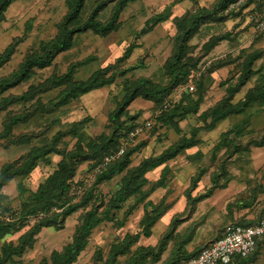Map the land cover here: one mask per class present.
<instances>
[{"label": "rangeland", "instance_id": "1", "mask_svg": "<svg viewBox=\"0 0 264 264\" xmlns=\"http://www.w3.org/2000/svg\"><path fill=\"white\" fill-rule=\"evenodd\" d=\"M99 1L84 0L72 24L82 22ZM217 1L128 2L112 31L104 35L90 30L75 33L69 48L56 54L48 66L32 68L24 80L0 93V171L6 168L7 176L0 187L1 221L16 219L27 210L35 201L38 185L61 170L58 163L67 153H79L73 158V175L56 204L25 215L0 234V264H51L52 254L71 242L87 211L103 218L90 229L83 249L70 264H131L139 247H155L175 217L159 260H135L136 264H164L205 242L198 241L188 250L187 243L182 244L198 226L219 231L227 222L247 224L262 217L264 140L259 146L256 142L264 129V103L242 101L249 90L264 85V26L249 9L225 17L215 14L188 38L185 62L194 67L164 97L180 107L158 111V100L141 95L129 102L115 136L144 121L150 126L136 136L134 145L138 146L121 170L108 179L96 178L103 168L100 155L114 147L109 113L134 81L144 78L154 86L167 84L164 64L174 50V18L210 9ZM114 3L108 2L97 13L100 22L107 21ZM66 11L65 0H10L0 19V78L16 71L27 56L39 53L41 43L56 37ZM157 15L164 18L152 22ZM8 46L11 52L2 60ZM253 51L260 56L251 64L249 77L238 85L244 60ZM93 73L108 83L60 103L71 85L86 81ZM236 103L241 104L239 112L218 118L228 105ZM183 138L194 144L157 166L146 167L137 178L143 179L138 189L117 204L111 202L131 169ZM232 147L235 151L227 156ZM39 148L46 153L40 151L31 171L14 174ZM212 175L216 186L208 197L189 205L190 198L211 186ZM17 183L24 190L22 198ZM70 205L76 208L62 216ZM170 208L178 212L161 223ZM154 216L149 234L144 236L142 227ZM41 220L44 223L34 231ZM136 233L124 252L114 253ZM18 246L21 251L16 253ZM243 264H264V236Z\"/></svg>", "mask_w": 264, "mask_h": 264}, {"label": "trees", "instance_id": "2", "mask_svg": "<svg viewBox=\"0 0 264 264\" xmlns=\"http://www.w3.org/2000/svg\"><path fill=\"white\" fill-rule=\"evenodd\" d=\"M84 0H65L67 11L60 19V22L57 27V35L53 40L48 42H44L40 44V52L34 53L27 58H25L17 68L16 71L12 72L9 76L0 78V93L5 91L8 88H11L22 80H24L28 74V72L32 68H43L50 64L52 59L55 57L56 54L62 52L69 48L72 40V36L75 33L82 32L84 30H90L94 33L104 35L110 31H112L117 22V17L121 9L124 5L128 2L134 0H115L113 5L111 14L109 15L107 21L100 22L96 16L97 13L104 7L106 4L112 0H100L97 2L94 7L90 10L87 17L78 24H72L79 15V12L83 6ZM234 0H218L210 9L201 8L198 12L190 15H182L180 17L174 18V25L176 28L175 33V45L174 50L170 57L166 60L164 64L165 74L167 75L168 82L164 86H154L151 85L147 79L141 78L134 81L129 88L126 89V93L124 94L123 98L119 102L118 106L113 109L109 115V121L113 124L112 130V141L114 142V147L106 152H103L99 159L107 154L113 153L116 151L118 147V140L119 137L122 135L121 133L115 136V133L122 128V123L119 121V117L125 111L126 106L129 102L138 95H141L145 99L151 100H158L159 104L164 99V97L169 93V91L175 88L180 83H183L188 77L190 70L194 67V64L188 65L185 62V55H186V42L188 38L196 31L198 26L204 23L207 20H213L215 14L219 15L220 17H225L226 15L230 14L233 11H229L227 13H223L224 9L228 6L229 3L233 2ZM10 0H0V19L3 10L9 4ZM164 17L161 15H157L152 22L160 21ZM11 46H8L4 49L3 55L1 56L2 60H5L7 56L11 52ZM260 56L259 51H253L249 53L245 60L241 70V75L239 77L238 85H242L243 82L249 77L251 74L250 66L258 59ZM1 60V59H0ZM108 83V81L98 80L97 73H93L86 81L82 83H77L75 85H71L67 91H65L60 103H65L70 99H74L77 95L88 92L92 89L101 87ZM244 103H252V102H260L264 103V85L253 90H249L246 94L245 99L242 101ZM158 104V105H159ZM241 104H234L228 105L224 113L220 114L218 118H223L228 113H236L239 112ZM180 107L178 104L175 106L174 104L171 105L170 108L177 109ZM217 107V105H216ZM215 109H212L214 112ZM169 108V109H170ZM169 109L165 110L168 111ZM173 115H171L172 117ZM135 125H132L127 129L130 130ZM126 132V131H125ZM124 132V133H125ZM123 133V134H124ZM56 137L59 136V133L55 134ZM55 137V136H54ZM264 140V129L262 130L260 139L256 142V146L262 144ZM194 143L192 140L188 139H181L173 146L165 149L160 154L155 157L149 158L145 161H142L140 165L134 167L130 171L129 177L122 183L121 187L114 193L112 203L117 204L120 201L124 200L126 196L132 195L139 187L143 179L137 180V178L145 171L146 167H154L167 159L172 158L181 150L192 146ZM135 145H129L125 148L122 154H120L116 159L106 164L96 175L97 180L101 179H108L113 173L118 172L121 170L126 162L127 157L129 154L136 149ZM53 149V147L51 148ZM42 151L40 148L35 149L30 156L25 159L19 166L14 169V174H27L31 171V169L35 165V159ZM235 151V147H232L231 151L228 153L227 156H230ZM46 153V151H42L41 154ZM79 153L76 152H68L66 155L65 160H62L58 163L59 170H56L55 173L49 175L45 182L38 185L37 191L33 193L34 202L30 204L27 210L23 211V213L19 214L16 219L11 221L3 222L0 220V234L7 232L8 230L12 229L15 225L16 220L22 219L25 215L29 213H36L38 209L40 210H48L51 206L55 205L56 202L60 199V197L64 194L66 190V181L73 175V158L78 156ZM98 159V160H99ZM6 168H4V171ZM3 170L0 171V187L3 185L5 178L7 177ZM214 175L211 176V186H209L205 191L201 194H198L189 199V205H193L194 203L208 197L212 189L216 186L214 183ZM16 189L19 192V196L22 198V194L24 190L21 188L20 183L16 184ZM76 208V205L67 206L66 209L61 213V215H66L72 212ZM103 216H97L93 211H87L86 214L83 216V219L77 229L76 234L73 236L71 242L64 247V249L59 253L52 254V263L51 264H70L77 254L83 249L85 245V238L89 234L90 229L95 226L98 222L102 220ZM156 219V216L152 217L149 223H145V226L142 228V233L144 236L149 234V224H151ZM44 220V219H43ZM38 221V223L34 227V231L38 230L39 226L44 223ZM177 218H172L167 231L160 236L157 241L155 247H139V253L136 255L135 260L149 258L151 261H157L161 255V252L165 249L166 243L168 241V235L174 229L176 224ZM47 221L45 220V223ZM252 223L247 224H240L235 223L238 225L246 226L251 225ZM33 231V232H34ZM137 233L131 237V239H126L122 246L117 247L114 250V253H122L128 247L130 243H132L137 238ZM263 237V236H262ZM261 237V238H262ZM260 239V238H259ZM259 239L255 242V249L258 244ZM185 242L183 240L182 244ZM179 246V245H178ZM125 247V249H124ZM16 253L21 251V246L15 248ZM255 251V250H254ZM253 251V252H254ZM181 252V251H180ZM252 252V253H253ZM183 254H178V256L173 257L170 260L165 261L164 264H176L181 260L188 258L191 255H194L196 252H189L185 253L182 251ZM251 253V254H252ZM250 255L246 257H233L227 264H243L244 262L248 261ZM135 260L131 264H136Z\"/></svg>", "mask_w": 264, "mask_h": 264}, {"label": "built area", "instance_id": "3", "mask_svg": "<svg viewBox=\"0 0 264 264\" xmlns=\"http://www.w3.org/2000/svg\"><path fill=\"white\" fill-rule=\"evenodd\" d=\"M249 9L253 15L260 19V25L264 26V0H234L229 3L223 13ZM192 87L189 86V90ZM174 100L163 99L158 111H165L171 107ZM150 126L149 121L134 126L119 137L118 147L115 152L104 155L101 159V167L116 159L129 145H134V140L144 129ZM264 236V214L251 225H238L232 222L226 223L220 235L209 244L199 249L194 255L179 261L176 264H227L233 257H246L255 250V242Z\"/></svg>", "mask_w": 264, "mask_h": 264}, {"label": "crops", "instance_id": "4", "mask_svg": "<svg viewBox=\"0 0 264 264\" xmlns=\"http://www.w3.org/2000/svg\"><path fill=\"white\" fill-rule=\"evenodd\" d=\"M176 212H178V210L177 209H174V208H170L169 210H167L166 212H165V215L164 216H162V218H161V223H164L165 222V220L166 219H168V218H170V217H172ZM173 218V217H172ZM259 220V219H258ZM257 220V221H258ZM257 221H255V222H257ZM254 222V223H255ZM228 223V222H227ZM226 224V223H225ZM224 224V225H225ZM223 225V226H224ZM199 227V226H198ZM196 228V230L194 231V234L191 232V233H189L188 235H186V239H185V242L183 243V245L185 244V243H187V245H186V248H187V250H188V248L189 247H191V246H193L196 242H198V241H205L202 245H200L197 249H194V251H192V252H197L199 249H201L202 247H204V246H206L207 244H209L212 240H214L216 237H218L219 235H220V233H221V231H222V228H221V230H219V231H216V230H213V231H209L208 232V230H206V229H204L205 228V226H203V227H199V228ZM200 234V235H199ZM199 235V237L198 238H196V236H198ZM205 238V239H204ZM157 244V243H156ZM156 246V245H155ZM166 249V248H165ZM164 249V250H165ZM163 250V251H164ZM193 250V249H192ZM163 251L161 252V253H163ZM189 252H191V250L190 251H188V253ZM176 255V253L174 254V256ZM161 256V255H160ZM159 260V259H158ZM229 264H231V263H229Z\"/></svg>", "mask_w": 264, "mask_h": 264}]
</instances>
